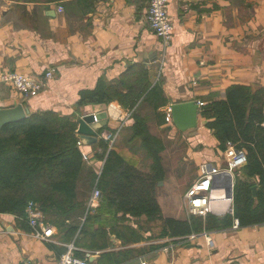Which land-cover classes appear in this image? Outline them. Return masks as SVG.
Wrapping results in <instances>:
<instances>
[{
	"label": "crops",
	"instance_id": "crops-1",
	"mask_svg": "<svg viewBox=\"0 0 264 264\" xmlns=\"http://www.w3.org/2000/svg\"><path fill=\"white\" fill-rule=\"evenodd\" d=\"M148 3L0 0V75L16 70L40 76L54 70L47 86L32 98H24L0 80V106L23 103L30 112L50 109L77 121L86 114L107 112L106 119L97 121L101 124L97 132L116 131L121 126L114 147L139 169L148 171L152 160L140 154L145 152L140 143L130 148L128 142L132 117L124 123L117 119L128 108L117 100L77 105L80 91L94 88L99 78L106 80L108 93L114 95L131 64L145 66L151 84L158 82L168 99L158 111L147 106L140 110L151 120V133L165 145L161 152L165 175L156 185V197L164 216L186 219L189 214L182 199L176 205L166 192L170 184L164 161L169 146L166 139L186 140V160L198 164L214 163L223 152L201 115L198 132L185 138L159 114H165V107L175 102L204 104L220 99L232 84L264 85V0H170L174 34L166 48L147 22ZM58 6H63V11L59 12ZM98 137L95 144L80 145L89 156L85 165L97 172L104 166V159L94 155L101 152L98 143L104 140ZM215 163L219 165V161ZM196 178L183 188L188 189ZM236 178L257 180L241 169L233 174L234 184ZM216 203L212 213L217 215L232 207V200ZM99 206L87 213H100ZM100 215L103 220L88 222L77 245L75 239L63 238L56 225L55 233L44 240L35 237L28 224L14 214L0 213V264H56L70 244H74L77 257L92 264H264V222L204 230L195 238L193 233L163 237L161 222L147 215L113 214L110 209ZM84 220L82 217V223ZM206 235L213 239V246L208 245Z\"/></svg>",
	"mask_w": 264,
	"mask_h": 264
},
{
	"label": "trees",
	"instance_id": "trees-1",
	"mask_svg": "<svg viewBox=\"0 0 264 264\" xmlns=\"http://www.w3.org/2000/svg\"><path fill=\"white\" fill-rule=\"evenodd\" d=\"M123 74L114 95L108 93L106 80L99 78L94 88L80 91L77 105L117 100L134 109L128 142L130 148L140 143L152 160L150 169H139L127 155L120 153L114 147L117 138L111 149L101 139L98 143L101 152L97 150L94 155L105 162L98 175L94 168L85 165V154L77 143L76 119L50 109L31 111L27 117L5 124L0 130V213H12L27 223L25 208L29 200H34L45 220L58 226L66 240L75 239L77 245L88 222L102 221L100 214L107 209L113 214L147 215L159 220L163 237L226 229L236 219L239 227L264 222V85L232 84L222 98L204 103L200 113L205 126L216 137L220 151H225L228 142L245 150L247 162L240 169L257 180L236 178L233 212L223 217L209 212L206 216L178 219L164 216L157 200L156 185L165 175L161 157L165 145L151 133L149 117L140 112L146 106L158 111L168 104V99L158 82L151 84L145 66L131 64ZM159 115L166 123L165 114ZM97 180L102 192L100 213L91 215L87 213V200ZM254 185L258 186L256 196Z\"/></svg>",
	"mask_w": 264,
	"mask_h": 264
},
{
	"label": "built area",
	"instance_id": "built-area-1",
	"mask_svg": "<svg viewBox=\"0 0 264 264\" xmlns=\"http://www.w3.org/2000/svg\"><path fill=\"white\" fill-rule=\"evenodd\" d=\"M169 3L170 0H149L146 13V19L150 28L161 40L164 48L171 44L174 34V23L169 13ZM58 11H63V6H58ZM53 75L54 70L51 68L40 76L16 70H6L1 73L0 80L24 98H32L37 96L47 86L48 81ZM199 104L201 106L203 105L202 102H199ZM110 108H113V106ZM133 111L134 109L128 108L123 114L119 113L117 119L121 123H124L132 115ZM164 112L165 121L172 124L170 104L165 107ZM97 121L98 119L95 117V122ZM120 129L121 126L116 131L104 130L100 134L98 133V136L107 141L111 148ZM77 143L78 145H82L79 139ZM223 157L226 163L225 166H220L210 161H202L199 164V175L188 187L183 196L184 206L189 215L206 216L207 213L217 208L216 202L218 200H233L228 195V178L224 174L230 173L233 177L235 170L242 168L246 164L247 154L245 150L237 148L236 144L228 142L225 151H223ZM83 159L88 161L89 156L85 154ZM101 171H98V175L101 174ZM101 194L102 192L98 187L97 180L95 188L87 200L88 210L99 205ZM228 211L233 212V207L229 208ZM25 214L26 221L35 237L47 240L55 233V225L45 220L38 202L29 200L25 208ZM238 223L236 219L234 227H238ZM197 236L198 233L191 235L193 238ZM206 237L208 238V245L213 246V239L207 235ZM74 250V244H70L67 250L59 256L56 264H92L87 258L77 257Z\"/></svg>",
	"mask_w": 264,
	"mask_h": 264
},
{
	"label": "water",
	"instance_id": "water-1",
	"mask_svg": "<svg viewBox=\"0 0 264 264\" xmlns=\"http://www.w3.org/2000/svg\"><path fill=\"white\" fill-rule=\"evenodd\" d=\"M172 125L182 132L188 130H193L194 134L198 132L200 126L199 115L201 113V105L196 100H188L184 102H175L170 104ZM30 108L25 106L23 103L12 104L9 106H0V130L5 124L19 121L28 116ZM95 117L98 120L106 119L107 112H100L96 114H86L78 119V130L77 138L80 140L81 144H95L98 142V132L101 124L95 122ZM192 134H188V137ZM228 178L229 186V197L233 198V177L230 173L224 174ZM159 184L162 181L158 182ZM253 195H257L258 186L254 185ZM223 217L224 214H219ZM92 260V258L90 259Z\"/></svg>",
	"mask_w": 264,
	"mask_h": 264
},
{
	"label": "rangeland",
	"instance_id": "rangeland-1",
	"mask_svg": "<svg viewBox=\"0 0 264 264\" xmlns=\"http://www.w3.org/2000/svg\"><path fill=\"white\" fill-rule=\"evenodd\" d=\"M177 134H182L186 138L188 137V134H194V132L193 130H188L186 132L177 130ZM122 137L123 136L120 138ZM166 143L169 146L164 152V161L167 165V171L170 180L169 188L166 190V192L168 193L171 201L175 202L177 205L180 202V199L183 201V195L187 190L186 188H183V185L192 181L197 177V175H199V164L197 161L192 159L191 161H188V158L186 160V157H188V143L186 140H182L181 138L177 137L174 139L167 138ZM140 154L147 157L146 153L143 151H140ZM216 161H219L220 166L226 165L225 159L222 155H219L218 160ZM216 161H214V163ZM236 171L237 170H235L234 173H236ZM171 176L174 178L173 180H171Z\"/></svg>",
	"mask_w": 264,
	"mask_h": 264
},
{
	"label": "bare ground",
	"instance_id": "bare-ground-1",
	"mask_svg": "<svg viewBox=\"0 0 264 264\" xmlns=\"http://www.w3.org/2000/svg\"><path fill=\"white\" fill-rule=\"evenodd\" d=\"M113 115H117V113L116 114H113ZM219 194V193H218Z\"/></svg>",
	"mask_w": 264,
	"mask_h": 264
}]
</instances>
